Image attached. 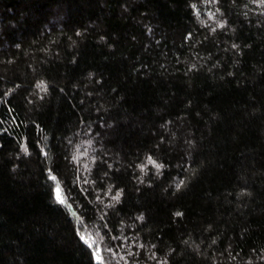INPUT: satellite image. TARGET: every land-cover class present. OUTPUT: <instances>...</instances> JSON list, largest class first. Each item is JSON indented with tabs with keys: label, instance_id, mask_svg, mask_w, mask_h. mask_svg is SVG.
I'll return each mask as SVG.
<instances>
[{
	"label": "trees",
	"instance_id": "1",
	"mask_svg": "<svg viewBox=\"0 0 264 264\" xmlns=\"http://www.w3.org/2000/svg\"><path fill=\"white\" fill-rule=\"evenodd\" d=\"M0 264H264V0H0Z\"/></svg>",
	"mask_w": 264,
	"mask_h": 264
},
{
	"label": "rangeland",
	"instance_id": "2",
	"mask_svg": "<svg viewBox=\"0 0 264 264\" xmlns=\"http://www.w3.org/2000/svg\"><path fill=\"white\" fill-rule=\"evenodd\" d=\"M57 188H59V194H60V198L64 201V203L66 202L65 201V198H64V195H63V192H62V189H61V187L59 186V185H56V197H57ZM85 229L82 227V236L85 238V239H83L84 241H86L87 240V243L89 244V245H91V247L92 248H94L95 250H97L98 251V246H97V243H96V241H95V238H94V236H93V234L91 233V231H89V230H86L85 232ZM99 252V251H98Z\"/></svg>",
	"mask_w": 264,
	"mask_h": 264
},
{
	"label": "snow or ice",
	"instance_id": "3",
	"mask_svg": "<svg viewBox=\"0 0 264 264\" xmlns=\"http://www.w3.org/2000/svg\"><path fill=\"white\" fill-rule=\"evenodd\" d=\"M57 199L60 203H64V201L60 198L59 188H57ZM81 239H85V238L82 236ZM85 242L87 243V240ZM89 246H91V245H89Z\"/></svg>",
	"mask_w": 264,
	"mask_h": 264
}]
</instances>
